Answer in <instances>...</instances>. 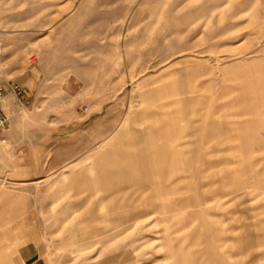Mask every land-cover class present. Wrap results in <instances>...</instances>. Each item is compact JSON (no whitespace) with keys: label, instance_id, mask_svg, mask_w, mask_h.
Listing matches in <instances>:
<instances>
[{"label":"rangeland","instance_id":"obj_1","mask_svg":"<svg viewBox=\"0 0 264 264\" xmlns=\"http://www.w3.org/2000/svg\"><path fill=\"white\" fill-rule=\"evenodd\" d=\"M0 73V186L22 143L114 173L53 264H264V0H0Z\"/></svg>","mask_w":264,"mask_h":264},{"label":"crops","instance_id":"obj_2","mask_svg":"<svg viewBox=\"0 0 264 264\" xmlns=\"http://www.w3.org/2000/svg\"><path fill=\"white\" fill-rule=\"evenodd\" d=\"M6 106L5 103L4 111L7 114ZM167 128L162 126L165 132ZM5 136L7 138L8 135ZM168 137L157 135L160 148L177 141L171 135ZM20 146L10 154H17L20 148L24 150L23 155L17 157L14 163H9L11 177L17 185L11 188L0 186V264H53L55 257L61 259L60 255L64 253L62 247L66 246L67 235L64 233L67 226L91 198L85 193L97 194L99 189L106 193L102 202L109 203L107 191L111 188L110 175L114 173L106 167L110 165L107 158L104 163L95 161L66 174L73 160L51 157L42 145L22 143ZM109 152L106 151V156ZM3 167L0 163L1 170ZM80 174L85 178L77 181ZM76 189L78 194L73 199L77 202L63 204L65 196ZM55 212L58 217H55ZM73 234L79 237L80 233L75 231ZM126 254L122 250L110 255L106 264H124Z\"/></svg>","mask_w":264,"mask_h":264},{"label":"built area","instance_id":"obj_3","mask_svg":"<svg viewBox=\"0 0 264 264\" xmlns=\"http://www.w3.org/2000/svg\"><path fill=\"white\" fill-rule=\"evenodd\" d=\"M9 93L20 99L23 96V89L19 84H10L4 78V75L0 73V143L4 145L8 143L5 134H7L10 128L9 116L4 111V105Z\"/></svg>","mask_w":264,"mask_h":264}]
</instances>
